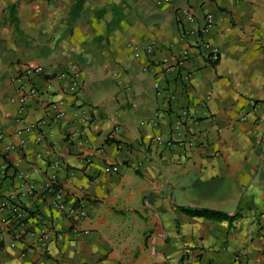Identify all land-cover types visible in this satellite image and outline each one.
<instances>
[{
    "label": "crops",
    "instance_id": "crops-1",
    "mask_svg": "<svg viewBox=\"0 0 264 264\" xmlns=\"http://www.w3.org/2000/svg\"><path fill=\"white\" fill-rule=\"evenodd\" d=\"M4 200L0 264H264V0H0Z\"/></svg>",
    "mask_w": 264,
    "mask_h": 264
},
{
    "label": "built area",
    "instance_id": "built-area-1",
    "mask_svg": "<svg viewBox=\"0 0 264 264\" xmlns=\"http://www.w3.org/2000/svg\"><path fill=\"white\" fill-rule=\"evenodd\" d=\"M186 17L188 20H193V15L188 11L186 12ZM206 21H207V25H210L212 23V18L208 16ZM152 47H153V44H150L148 47H146V51L150 53L152 51ZM199 47L206 52L205 57L209 63L215 64L219 60V48L216 45L208 41H203L200 43ZM183 59H184V56H182L178 60L177 65H176L177 67H180V65L183 63ZM68 71L66 72L62 71L59 77L60 78L70 77L71 81L68 84V90L70 92H75L77 91V85L72 80V78L75 77L77 73V68L75 65H71ZM42 72H43V68L41 66H31V65L26 64V65H23L21 69L19 70V73L13 77V80H15L18 83V86H17L18 96L16 97V99L22 107L25 106L28 99L33 98L37 95L36 88L31 84H27L28 79L32 77L33 75L42 74ZM189 77H190V73L189 74L187 73L185 75V78L188 79ZM155 86L157 87L158 83H155ZM155 140L157 141V143L163 142L166 146H170L174 143V141L171 138L162 140V137L160 135H158L155 138ZM104 171L106 173L117 172L118 167L116 165H109L104 168ZM52 183L53 182H49L47 184V190L49 192H53L51 196L52 205L55 207L57 211L63 212L67 209V204L64 200L63 192L61 189L54 190L52 187ZM2 209H7V211L9 212V218L14 221H21L22 219H24V215H25L24 210L21 208L20 205L14 202L4 200L2 203H0V210Z\"/></svg>",
    "mask_w": 264,
    "mask_h": 264
},
{
    "label": "trees",
    "instance_id": "trees-1",
    "mask_svg": "<svg viewBox=\"0 0 264 264\" xmlns=\"http://www.w3.org/2000/svg\"><path fill=\"white\" fill-rule=\"evenodd\" d=\"M10 8L14 9V6L11 5ZM52 187L54 190L59 189V186L56 185L54 182L52 183ZM52 194H53V192H49V195H52ZM181 210L187 214L196 215V216H204V217H208V218H218V219H220V218L230 219L231 218L230 216H228L225 213L212 211V210H208V209H193V208H189V207H181Z\"/></svg>",
    "mask_w": 264,
    "mask_h": 264
}]
</instances>
